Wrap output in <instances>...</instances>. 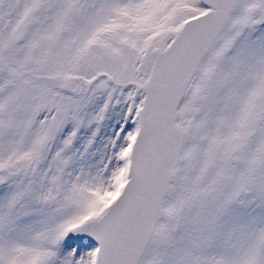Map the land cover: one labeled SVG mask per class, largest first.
Listing matches in <instances>:
<instances>
[{
	"label": "snow or ice",
	"instance_id": "6c2138e0",
	"mask_svg": "<svg viewBox=\"0 0 264 264\" xmlns=\"http://www.w3.org/2000/svg\"><path fill=\"white\" fill-rule=\"evenodd\" d=\"M0 264H264V0H0Z\"/></svg>",
	"mask_w": 264,
	"mask_h": 264
}]
</instances>
